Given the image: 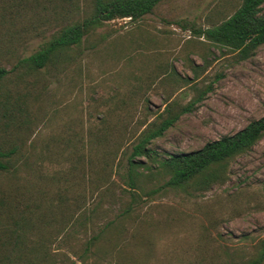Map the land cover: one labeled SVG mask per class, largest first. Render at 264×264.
<instances>
[{
  "label": "rangeland",
  "instance_id": "1",
  "mask_svg": "<svg viewBox=\"0 0 264 264\" xmlns=\"http://www.w3.org/2000/svg\"><path fill=\"white\" fill-rule=\"evenodd\" d=\"M87 2H0V66L9 71L0 145L16 148L0 172V198L14 213L0 216V264L255 256L264 240V136L202 193L165 187L168 176L155 167L140 168L135 189L126 184L137 137L167 103L177 118L149 144L160 155L200 149L264 116V44L241 58L193 33L241 0H161L141 19L105 21L42 69L13 68L82 18Z\"/></svg>",
  "mask_w": 264,
  "mask_h": 264
},
{
  "label": "trees",
  "instance_id": "2",
  "mask_svg": "<svg viewBox=\"0 0 264 264\" xmlns=\"http://www.w3.org/2000/svg\"><path fill=\"white\" fill-rule=\"evenodd\" d=\"M2 1L4 0H0V2ZM160 1L88 0L85 7L87 11L85 10L82 18L63 25L37 51L18 59L13 68L24 71L42 69L52 61H56L62 56L66 57L68 51L70 52L73 47L79 46L90 31L101 26L105 21L116 18L141 19L145 14L150 13ZM20 2L25 5L22 7H26L28 3L37 6L40 0H18L19 6L21 5ZM263 3L264 0H241L239 6L225 19L203 29H193V33L214 44L237 51L241 58H245L264 44ZM12 6L15 5L3 7V13L10 12ZM8 73L9 71L5 67L0 66V96L2 85ZM5 102L1 97L0 105ZM190 105L182 110H188ZM172 113V105L167 103L162 114L158 117L159 122L152 121L137 137V142L133 145L127 158L128 181L126 184L131 189L137 187L136 182L141 173L140 168L150 170V168L155 167L168 176L163 184L165 187L178 188L195 194L202 193L215 184L225 182L230 161L250 150L264 136V116H262L250 121L234 134L206 142L200 149L180 153L164 152L160 155L149 147V144L174 123L177 115ZM15 152V147L6 148L0 145V172L11 169L10 159ZM10 204V202L0 198V216L4 214L9 218L14 217L13 208L6 207ZM111 226L112 223H106L97 234L90 238L89 245L92 246L94 241L98 240ZM117 246L118 243L114 245V247ZM221 251L224 253L223 250ZM211 260L216 261L214 257L209 259L197 253V255H193L192 260L186 259L184 261L181 259L179 263L211 264ZM221 260V264H264V240L260 241V249L255 256L244 261H236L231 256L228 260L224 258Z\"/></svg>",
  "mask_w": 264,
  "mask_h": 264
}]
</instances>
